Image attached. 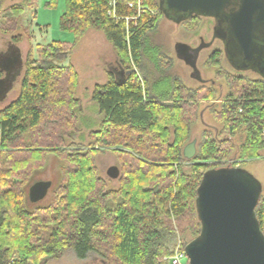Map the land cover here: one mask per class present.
Here are the masks:
<instances>
[{"label":"trees","instance_id":"obj_1","mask_svg":"<svg viewBox=\"0 0 264 264\" xmlns=\"http://www.w3.org/2000/svg\"><path fill=\"white\" fill-rule=\"evenodd\" d=\"M35 2L13 5L5 14L7 26ZM112 2L66 0L60 22L76 43L89 29L103 32L118 58L119 73L109 71L108 81L92 94L103 121L90 134L95 141L90 148L65 144L81 109L76 70L59 66L74 48L69 44L38 46V59L30 50L19 96L0 109V264H48L69 250L79 260L96 254L105 264H166L170 235L200 234L196 200L205 173L235 166L230 160L257 159L264 151V81L219 74L230 87L215 113L222 129H206L196 157L187 160L184 148L199 102L211 100L216 87H185L169 73L172 61L162 49L149 44V35L166 18L162 0H145L156 16L146 14L128 26L124 18L135 11L122 0L111 8ZM112 10L120 20L109 15ZM10 40L18 45L21 37ZM221 54L216 51L209 62L217 66ZM101 151L120 159L118 189H109L97 174L93 159ZM48 152L66 156L67 181L50 206L30 212L25 183ZM256 213L264 233L263 195ZM19 255L24 259H16Z\"/></svg>","mask_w":264,"mask_h":264},{"label":"rangeland","instance_id":"obj_2","mask_svg":"<svg viewBox=\"0 0 264 264\" xmlns=\"http://www.w3.org/2000/svg\"><path fill=\"white\" fill-rule=\"evenodd\" d=\"M118 1L113 0L111 8H114ZM122 1L128 8L135 11L133 17L124 18L127 26L130 22L137 21L138 18L146 14L153 17L157 14L155 9L145 4V0ZM23 2L24 0H2L1 3L0 61L6 62L8 67L11 68L13 65L11 63L17 58L19 61L21 59L22 65L19 64L13 68L14 84L7 97L0 101V109L9 105L19 96L21 80L25 71L24 63L30 50L34 58L38 59V46H47L52 42L69 44L74 48L71 53H68L66 61L59 63V66H72L76 70L78 85L75 93L76 98L81 102V109L78 110L79 120L76 129L65 140V144L67 149H71L70 145L79 147L78 149L82 150L83 148L88 149L95 142L91 138V132L97 131L103 121L98 105L92 101V94L96 85L108 81L109 71L119 73L117 55L103 32L99 30L89 29L83 39L76 43L77 39L74 33L61 29L60 22L65 12L66 0H56L55 4L50 7L48 5L51 4L52 0H36L34 4H30L26 8L22 16L13 21L17 22V26L15 32H11V25L14 23L11 22L7 26L5 14L13 5ZM109 15L116 20H120L113 10L109 12ZM213 27L214 22L209 18L201 17L189 23L178 24L166 17L162 18L157 29L149 35L151 47L162 49L164 54L172 61L169 73L178 77L185 87L191 90L209 88L211 84L216 87L215 95L211 100H200L196 119L191 126L189 143L195 141L197 146L202 133L206 129H211L215 133L220 132L222 129V123L217 119L215 113L221 111V104L228 96L230 87L227 80L219 77V74L244 77L252 81L258 80L254 74L235 72L223 53L220 57V64L217 66L209 62L211 56L222 49L221 42L213 39ZM3 28L10 32H5ZM13 35L21 37V42L18 45L11 42L10 39ZM212 41L214 43L206 48V45ZM197 49H200L198 54L194 52ZM241 140V135L235 138L236 143H240ZM99 148V146L95 147V149ZM93 160L98 176L107 180L109 189H118V179H111L108 176V171L113 166L121 171L119 157L112 151H101ZM229 163L235 165L232 167H241L252 174L262 184L264 196V151L260 152V157L257 159L247 161L230 160ZM68 169L69 164L62 152H48L41 162L34 165L24 187L25 204L28 211L34 212L39 208L48 207L52 204L55 192L67 181ZM41 181L51 182V188L45 198L38 202H32L29 197L30 188ZM110 207L112 208L114 205L110 204ZM193 239L195 238L191 234L184 237L179 234L170 235L167 244L171 250L170 254L178 247L185 248ZM16 259H24V256L19 255ZM48 264L105 263L96 254H90L85 260H79L74 251L69 250L60 259H53Z\"/></svg>","mask_w":264,"mask_h":264},{"label":"water","instance_id":"obj_3","mask_svg":"<svg viewBox=\"0 0 264 264\" xmlns=\"http://www.w3.org/2000/svg\"><path fill=\"white\" fill-rule=\"evenodd\" d=\"M236 1L162 0V5L165 16L178 24L192 16L218 19L216 36L224 41L228 34L222 22L227 20L231 42L249 57L256 45L264 48V41L257 37L260 27L264 26V0ZM229 6L237 11L229 13ZM19 64L22 65V61L17 58L11 68L0 61V72L6 74V78H0V101L12 89L13 68ZM196 155L197 145L193 141L184 148V156L192 160ZM120 174L115 166L108 171L111 179H118ZM50 188L51 182L35 183L29 191L31 201L45 198ZM262 195V184L241 167L230 166L205 173L196 200L200 234L185 246L190 264H264V233L256 213Z\"/></svg>","mask_w":264,"mask_h":264},{"label":"flooded vegetation","instance_id":"obj_4","mask_svg":"<svg viewBox=\"0 0 264 264\" xmlns=\"http://www.w3.org/2000/svg\"><path fill=\"white\" fill-rule=\"evenodd\" d=\"M235 2L237 1L233 0V3ZM236 11L237 8H234L233 6L228 7L229 13H234ZM209 19H212L214 22L213 39L221 42L222 51L220 50V52L224 54L225 59L228 60V62L230 63V67L237 73L254 74L257 76L258 80L264 81V48L261 47L260 45H256L255 52L251 56L247 57L243 52L240 51V49L238 48L237 44L234 41L231 42L232 35L229 32L228 21L223 20L222 22V28L228 34V38L224 41L216 36V30L218 28V22H219L218 19L216 18H209ZM260 31L261 33H258L257 37L259 38V40L264 41V26L260 27ZM213 41L209 42L206 45V48L210 47L214 43ZM194 52L198 54L200 52V49H197ZM0 78L3 79L6 78L5 72L3 73L0 72Z\"/></svg>","mask_w":264,"mask_h":264},{"label":"built area","instance_id":"obj_5","mask_svg":"<svg viewBox=\"0 0 264 264\" xmlns=\"http://www.w3.org/2000/svg\"><path fill=\"white\" fill-rule=\"evenodd\" d=\"M164 261L166 264H190L189 258L185 252V248L181 247H178L169 256L165 257Z\"/></svg>","mask_w":264,"mask_h":264},{"label":"crops","instance_id":"obj_6","mask_svg":"<svg viewBox=\"0 0 264 264\" xmlns=\"http://www.w3.org/2000/svg\"><path fill=\"white\" fill-rule=\"evenodd\" d=\"M0 37H2V36H0ZM107 79H108V77H107Z\"/></svg>","mask_w":264,"mask_h":264}]
</instances>
